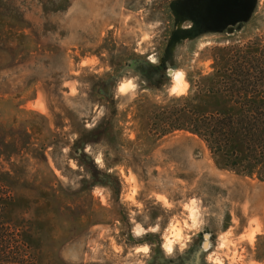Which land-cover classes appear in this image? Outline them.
<instances>
[{
    "label": "rangeland",
    "instance_id": "rangeland-1",
    "mask_svg": "<svg viewBox=\"0 0 264 264\" xmlns=\"http://www.w3.org/2000/svg\"><path fill=\"white\" fill-rule=\"evenodd\" d=\"M249 42L264 0H0V186L39 264H264V181L148 133Z\"/></svg>",
    "mask_w": 264,
    "mask_h": 264
},
{
    "label": "trees",
    "instance_id": "trees-1",
    "mask_svg": "<svg viewBox=\"0 0 264 264\" xmlns=\"http://www.w3.org/2000/svg\"><path fill=\"white\" fill-rule=\"evenodd\" d=\"M255 45L225 46L226 53L216 58L215 70L194 85L199 94L208 96L204 106L195 98L174 97L172 104L148 115L149 135L162 139L188 132L204 142L223 167L243 175L256 174L264 181V45ZM147 66L139 62L137 71L155 81ZM107 123L104 118L86 128L87 134L79 136L78 142L107 128ZM6 216L7 193L0 186V264H39L28 249L29 241L7 223Z\"/></svg>",
    "mask_w": 264,
    "mask_h": 264
},
{
    "label": "water",
    "instance_id": "water-1",
    "mask_svg": "<svg viewBox=\"0 0 264 264\" xmlns=\"http://www.w3.org/2000/svg\"><path fill=\"white\" fill-rule=\"evenodd\" d=\"M230 31H232V29H230ZM169 72H170V71H169ZM206 238H207V236H206ZM208 241H209V240H205V242L203 243V248H204V249H207V248H208V247L206 248V245L208 244Z\"/></svg>",
    "mask_w": 264,
    "mask_h": 264
},
{
    "label": "bare ground",
    "instance_id": "bare-ground-1",
    "mask_svg": "<svg viewBox=\"0 0 264 264\" xmlns=\"http://www.w3.org/2000/svg\"><path fill=\"white\" fill-rule=\"evenodd\" d=\"M170 73H171V70H170ZM180 78H181V77H180ZM209 244H210V242L208 241V244L206 245V248L209 247Z\"/></svg>",
    "mask_w": 264,
    "mask_h": 264
}]
</instances>
